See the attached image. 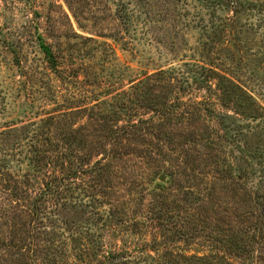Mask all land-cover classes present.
Listing matches in <instances>:
<instances>
[{"label":"rangeland","instance_id":"rangeland-1","mask_svg":"<svg viewBox=\"0 0 264 264\" xmlns=\"http://www.w3.org/2000/svg\"><path fill=\"white\" fill-rule=\"evenodd\" d=\"M41 43L52 51L54 67ZM203 67L221 68L243 87L226 99L219 91L222 100L214 94L218 80L212 76L208 86L215 91L209 97L225 114L223 125L244 128L234 135L251 154L246 161H255L257 177L263 176L264 115L256 108H264V0H0V133L64 113L51 140L95 151L83 161L85 152L67 159L86 163L87 172L71 186L64 184L65 215L77 220L81 198L91 201L95 194L107 210L112 203L124 212L115 234L104 230L90 250H80L62 234L51 245L46 235L31 251L26 245L32 232L52 234L50 221L31 216V196L16 205L0 193V264H229L224 253L253 242L257 214L264 213V184L254 205L243 201L249 198L242 192L233 196L230 182L217 179L219 161L229 157L218 141L226 129L209 116L199 118L197 106L211 91L195 83L185 90L175 80L183 75L195 80L193 72ZM175 103L176 109L170 107ZM171 109L186 116L163 115ZM107 111L112 118L104 120ZM139 119L152 120L148 134L131 130L114 136L115 125ZM0 142L8 143L7 136ZM116 153L130 169L108 170L101 183L96 181V161ZM191 199L199 204L192 206ZM194 214L207 226L206 235H191ZM61 219L58 230L65 232ZM258 245L249 263L237 256L229 261L264 264V243ZM206 256L208 262L195 259Z\"/></svg>","mask_w":264,"mask_h":264},{"label":"trees","instance_id":"trees-1","mask_svg":"<svg viewBox=\"0 0 264 264\" xmlns=\"http://www.w3.org/2000/svg\"><path fill=\"white\" fill-rule=\"evenodd\" d=\"M220 4H222V2H220ZM129 18H131L130 15ZM40 46L45 57L48 59L49 63H51L50 66L54 67L56 61L54 59L52 51L49 47L45 46L44 43H41ZM200 70H202V72H200ZM193 73V75H195V80H191L184 75L181 78H175V80L179 81V85L183 86L185 90L186 88L190 87L193 90L194 83L197 89L202 88L201 84H207L208 86L209 84H211V80L213 81L212 76H214V79L218 80L216 85L217 92H214L215 90L211 85L208 86L211 94L203 96V101L197 103V106L201 107V111L199 110L200 112L198 113L199 118L204 119L205 117L209 116L210 120L214 119L216 120V122L218 121L226 129L224 130L225 132L223 133V135H220L218 137V141H221L219 143V147L223 150V152L226 149L230 150L227 153L229 157L226 156L224 157V159H222V162L219 161L220 163L216 167V171L218 174H220V177H218L217 179L223 180L224 182L227 181V183H231L232 186L230 188V191L233 193V196L238 197L240 192H242L249 198H244L243 201L245 200L246 202H249L250 200L255 205L258 203V199L260 200L261 198L258 195L256 201L255 196L257 192L260 193L261 186L262 184H264V175L259 178L257 177L259 171L255 168V166L252 165V163L255 164V161H246L251 157V154H246L244 148L242 146L240 147V145L238 144L239 138L234 135H239L240 133H242V129L244 128H242L241 126L236 127V129H230L229 126L223 125L225 114L221 113V110L218 111L214 108L216 102L214 99H212L213 97H209L212 96V92H214V94L217 95L218 98H222L223 100V96L218 95L219 91H222V94L225 96L224 99H226L227 97L231 96V94L233 96L234 94H240L244 89L241 85H238L239 83L236 84V82H234V78L228 75V73H226L221 68L217 69L214 67H203ZM157 74L165 75V72L159 71ZM85 100H87V97ZM130 101L131 103L134 102L133 95L131 96ZM74 102L76 101H72L73 105L78 104ZM178 104L179 103H175L170 107H174V109H176V106ZM257 106L258 108H256V112H262L261 114L263 117L264 108L260 105ZM75 107L80 108L82 107V105H76ZM172 110L173 109L169 110L167 114L163 115L166 117L168 116L170 119H178V117L186 116L183 115L184 111L175 114ZM187 112L188 111H186L185 113ZM63 114L64 113H59L58 115H50L42 119L40 117L34 118L23 123L20 127H13L12 129H14V131L3 130L2 133H0V136H7L8 140V143L5 142L6 144L0 142V193L7 194V201L11 204L14 203L16 205L20 203V198L31 196L30 198L33 201L32 204L34 205L33 211H31V216L37 219V217L42 214L44 215V219L49 220L52 225V234L51 232L47 231L38 232V230L32 232L33 235L31 236V240L26 245V247L31 251H33L34 248L37 247L38 242L36 241H40L41 239V242L45 243L44 239L46 235H49L47 237V242H50L51 245L52 239L54 241L62 234L70 235V240L77 244L80 250H90L89 247H95V245L98 246V243L101 242V238L99 237L105 232L104 230L108 229L110 236L115 234V225L118 224V222H121L120 220L122 217L120 218V215L124 214V212L120 211L122 205L119 207L114 206L112 203H110L109 206L111 207L109 208V210H107L105 206L108 204H106L104 198L100 197L98 194H95L91 201L81 198L80 202L82 203L83 210L77 220L75 219L73 221L65 215L64 210L66 208V205L64 207V204L62 202L65 196L64 184L66 183V186H71L72 184L81 180V175L86 174L87 172V168H85L87 166L86 163L77 162L75 164L74 162L67 161V159L77 156L78 153L80 154L79 156H81L80 152H85V155L79 157V160L83 161L85 160L83 156L86 158L93 157L95 151L94 148L90 149L87 145L84 144H66L62 146V143L54 142L53 140H51V137H54L58 133L55 128H57L60 125V122H62V118L64 117ZM110 114L111 111H107L106 113H104L103 119L107 120L112 118L110 117ZM113 114L115 116L119 115L118 112H114ZM246 116H250L249 118L253 117L252 115ZM151 123L152 120H131L123 126H119V124L115 125V132L113 134L114 136L120 137L124 134L130 133L131 130L140 132L143 130L142 134L146 135L148 134L146 130L148 127H150L149 125ZM219 130L221 131V127L219 128ZM10 136H13V138H17V141H9ZM21 137L23 141L20 140ZM115 152L116 151L114 150L112 151V153ZM258 157L260 158V156L257 155V158ZM123 159H125L124 156L120 154L118 155V153H116L111 157L104 156L103 158L97 160L92 169L93 176H95L96 181H99L101 183L103 181V178H105L104 172L108 170L126 173V171L130 169V167L127 166L126 163H122ZM228 159L230 160L228 161ZM253 160H255L254 157ZM242 163L244 167H241ZM158 177L159 176L156 177V180ZM252 182L256 183V187L254 189H252L254 187ZM100 186L101 185H96V188ZM228 187L230 186L227 185V188ZM157 188L162 190L164 187ZM92 191H94V189H92ZM222 192H224V190H222ZM193 196L194 198H198L195 195ZM262 198H264V196H262ZM191 203L192 206H196L197 204H199V199L192 200ZM98 206H101L103 208L100 209ZM47 209H49V211L44 212ZM257 213L258 209H255L254 215H256ZM5 216H9V214H7V211ZM61 218L65 219L63 220ZM194 218L197 223H194V228L192 229L191 235H206L207 226L201 219L200 215L194 214ZM60 219L63 220L64 225H66L64 229L65 232H61L58 230L59 228H61L60 223H58ZM41 223H44L43 219H41ZM202 223L205 226H203ZM254 228L256 229L257 233H255L253 236V242L250 241V243L245 245H242V243L239 245L237 244L232 249V251H234L235 253L229 251V254H223L225 256L223 258L227 261V263L231 264L229 258H231L232 256L239 257L240 259H242L243 263H249V258H251V254L254 252V250L256 251L257 246H259L258 244L264 243V213L260 216L259 214H257ZM225 240L226 239L224 238L220 239V241L222 242ZM84 241H86V244L88 243L89 246L86 244L83 245L82 243ZM43 243L40 246L41 250H45V244ZM16 248L20 250L24 249L23 247H20L18 245L16 246ZM108 255L110 256L111 253H109ZM109 259L115 260V258ZM195 259L196 261H209V257L207 256L195 257ZM195 259L192 258V260L194 261ZM175 264L181 263L177 262Z\"/></svg>","mask_w":264,"mask_h":264},{"label":"water","instance_id":"water-1","mask_svg":"<svg viewBox=\"0 0 264 264\" xmlns=\"http://www.w3.org/2000/svg\"><path fill=\"white\" fill-rule=\"evenodd\" d=\"M160 179L163 181L164 180V177L162 176Z\"/></svg>","mask_w":264,"mask_h":264}]
</instances>
